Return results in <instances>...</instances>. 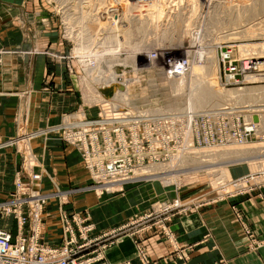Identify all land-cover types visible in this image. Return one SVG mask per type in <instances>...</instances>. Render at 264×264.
Here are the masks:
<instances>
[{
	"label": "rangeland",
	"instance_id": "obj_1",
	"mask_svg": "<svg viewBox=\"0 0 264 264\" xmlns=\"http://www.w3.org/2000/svg\"><path fill=\"white\" fill-rule=\"evenodd\" d=\"M26 1L35 5L28 10L24 6L9 23L10 28L25 33L27 41L21 53L49 57L51 64L62 67L60 76L67 91L76 97L75 107L61 122L34 130L25 123L16 136L0 139V150L14 149L19 158L15 163L19 162L18 168L9 163L5 169L6 185L0 184V200L15 198L18 181L25 189L39 190L46 197L40 242L65 244L64 216L84 214L90 216L85 225L92 222L94 230L89 234L91 240H85L90 245L77 249L75 257H97V238L108 233L113 236L102 239L101 244H106L104 257L93 264H113L106 251L122 236L133 238L142 264H153L145 245L150 231L173 241L169 223L177 216L264 188V52L261 56L259 51L264 44V0ZM48 30L55 32V47L42 48L37 41V45L27 47L33 37ZM243 45L248 50L259 48V54L253 49L243 52ZM187 57L190 65L186 71L172 72L170 61ZM202 63V69H195ZM31 66L29 70L34 69ZM229 66H236V70L231 72ZM59 81L47 90L60 92ZM205 91L212 95L207 97ZM28 107L25 104L22 116ZM251 118L257 125L252 131L247 129ZM75 120L85 121L88 151L95 160L103 161L94 173L85 148L82 150L65 131L69 121ZM37 131L43 133L32 136ZM51 134L78 151L89 173L83 186L65 189L54 178L51 184L45 181L42 157L36 148L44 144L40 139L48 140ZM33 152L39 163L29 168ZM109 166L114 171L107 178L103 171ZM138 168L141 172H136ZM34 173L40 174L38 181ZM95 173L102 174L98 177ZM240 183L244 186L239 189L235 185ZM144 188L146 199L141 194ZM133 192L143 199L132 201L129 194ZM87 194L94 199L91 204L121 196L119 205L132 204V214L103 234L94 235L97 224L92 205L81 207ZM232 210L242 224L241 208L234 204ZM9 220L8 226L16 234L17 221L13 216ZM48 221L53 222L56 234ZM5 224L1 217L0 226L7 227ZM74 226L79 236L78 224ZM30 227L29 220L23 227L27 236L35 233ZM83 240L78 238L72 246L78 248Z\"/></svg>",
	"mask_w": 264,
	"mask_h": 264
},
{
	"label": "crops",
	"instance_id": "obj_2",
	"mask_svg": "<svg viewBox=\"0 0 264 264\" xmlns=\"http://www.w3.org/2000/svg\"><path fill=\"white\" fill-rule=\"evenodd\" d=\"M31 5L35 4L26 0H0V139L16 136L25 123L30 130L57 124L76 105L74 93L67 91L66 81L60 76L62 67L51 64L49 57H27L20 51L25 48L27 38L19 29L12 26L10 28L9 23L17 19L24 6L28 10ZM33 38L28 48L37 45L35 41L42 48L55 47V32L48 30ZM3 47L11 49L4 50ZM31 65H34V69L29 70ZM27 72L32 75H27ZM57 79L60 80L61 91L47 90L57 83ZM27 103V113L22 116ZM39 142L44 144L39 145L36 152L42 157L45 170L43 177L47 183L51 184L50 180L54 178L61 187L67 189L70 186H83L88 182V170L75 147L59 140L56 134H51L48 140L40 139ZM16 159L19 160L14 149L0 150L2 187L6 185L5 169L11 165L9 163L15 164ZM18 165L19 162L15 164V169ZM143 191L141 194L146 199L148 192L145 188ZM135 194L136 192L129 194L132 201L143 199L136 198ZM120 197L113 200L101 199L91 204L90 201L94 199L91 194H87L81 207L92 205L97 224L94 235L103 234L121 224L125 216L132 214V204H123L121 207L123 198ZM214 203L207 208L195 210L192 214L174 218L169 223L174 233L173 241H169L165 234L155 236V231H150L146 235L145 245L153 264H264V188L239 195L230 201ZM234 204L244 214L242 224L239 222L241 219L238 221L234 216ZM48 212L47 209L46 213ZM47 224H50L49 228L56 234L53 222L48 221ZM45 227L44 222L43 235ZM122 237L106 251L108 260L113 264L125 260L142 264L133 238ZM178 250L180 253H176Z\"/></svg>",
	"mask_w": 264,
	"mask_h": 264
},
{
	"label": "built area",
	"instance_id": "obj_3",
	"mask_svg": "<svg viewBox=\"0 0 264 264\" xmlns=\"http://www.w3.org/2000/svg\"><path fill=\"white\" fill-rule=\"evenodd\" d=\"M139 1H152V0H139ZM155 55V54H154ZM225 55V54H223ZM229 55V53L227 54ZM246 60V59H245ZM246 62V61H245ZM244 62V64H245ZM190 65V60L187 57L185 60L170 61V67L172 72L177 74H182ZM230 65H233L232 62ZM231 72L236 70V66H229L228 68ZM243 69H246L243 67ZM248 70V69H246ZM151 115L150 117H152ZM170 117V116H168ZM153 119V118H152ZM161 119V114L160 118ZM154 120V119H153ZM66 125L65 131L72 138L73 142L81 147L83 150L85 148L86 157L89 159L87 161L90 170L94 173L97 166L100 167L101 163L92 161L95 160L93 155H90L88 151V144L84 145L85 139L88 142L89 139L86 138L87 130L84 129L85 121L81 122H69ZM79 124V128H77ZM90 124V123H86ZM151 129V128H150ZM75 131V133H74ZM43 133L41 131L33 132L32 136ZM74 133V134H73ZM149 137L152 136V129L148 133ZM115 150V149H114ZM85 157V155L83 154ZM90 156L92 158H90ZM30 162L27 166L32 168L34 165H38L35 156L31 155ZM108 173L104 172V175L108 178L111 172L114 171L113 166L107 168ZM102 173H95L94 175L100 176ZM35 180L41 178L40 174L34 173ZM31 195V196H30ZM45 196L40 194L39 190H32L30 187L25 189L21 181H18L17 195L13 199L0 200V218L8 220L10 216H13L17 221V233L13 234L12 229L9 228L10 225L6 222V226H0V264H93L95 260H101L103 255V249L106 244H101L102 239L106 237H112L108 233L103 234L98 240L100 247V254L94 258H83L75 257L77 249H82L85 246L90 245L85 240L89 241V234L94 230V224L91 222L89 224L85 223L90 219L87 215L76 214L73 218L65 215L63 219V230L65 244L61 246H50L40 242L39 236L41 233V220L43 212V203L45 201ZM165 208H168L166 206ZM27 209V212H26ZM152 218L150 215L148 216ZM30 220L31 227L30 231H34V235L27 236L24 233L23 227L25 223ZM78 224V233L74 226V223ZM78 238H82L83 244L78 246V248L73 247V243L77 241ZM105 242V241H104ZM103 264H107L105 261Z\"/></svg>",
	"mask_w": 264,
	"mask_h": 264
},
{
	"label": "bare ground",
	"instance_id": "obj_4",
	"mask_svg": "<svg viewBox=\"0 0 264 264\" xmlns=\"http://www.w3.org/2000/svg\"><path fill=\"white\" fill-rule=\"evenodd\" d=\"M154 3H155V2H154ZM155 4H156V3H155ZM158 4H159V6H160V3H158ZM157 6H158V5H157ZM159 6H158V7H159ZM152 7H153V6H152ZM150 9H152V8H150ZM157 11H158V10H157ZM151 12H152V11H151ZM152 13H153V12H152ZM152 13H151V14H152ZM149 15H150V13H149ZM155 15H156V14H155ZM152 16H153V14H152ZM152 16H151V17H152ZM150 19H151V18H150ZM248 33H249V32H248ZM256 33H257V32H256ZM259 33H260V32H259ZM127 34H128V33H126V34L124 33V34H122V35H123V36H124V35L126 36ZM257 34H258V33H257ZM262 34H263V33H262ZM246 35H247V34H246ZM263 35H264V34H263ZM125 36H124V37H125ZM249 36H250V35H249ZM126 37L128 38V37H130V36H126ZM254 38H255V37H254ZM249 45H251V44H249ZM249 45H248V46H249ZM260 45H262V44H260ZM263 45H264V44H263ZM263 45H262L261 48H260L261 50H259V51H260V54L264 52V48H262ZM246 46H247V45H246ZM258 46H259V45H258ZM243 47H244V45H243ZM243 47H242V48H243ZM244 48H245V47H244ZM250 49H251V50L253 49L252 51H255V52H257V53L259 52V51H258L259 48H257V47H255V48H254V47H251V48H249V50H248V47H247V49H246V48H245V49H242V51H243V52H246V53L249 51V53H250V52H251ZM238 50H239V49H238ZM262 50H263V51H262ZM240 51H241V50H240ZM261 51H262V52H261ZM231 52H232V51H231ZM257 53H256V54H257ZM258 54H259V53H258ZM258 54H257V55H258ZM263 55H264V54H263ZM263 55L261 54V56H263ZM249 56H250V55H249ZM259 56H260V55H259ZM263 59H264V58H263ZM255 62H256V61H255ZM258 63H260V62H257L256 65H257ZM262 64H264V61L262 62ZM202 65H203V63L200 64V65H196V66H195V69H197V70L202 69ZM246 67H248V66H246ZM248 68H249V67H248ZM251 68H252V67H251ZM115 75H116V73H115ZM168 79H169V78H168ZM169 80H170V79H169ZM171 81H172V80H171ZM171 81H170V82H171ZM173 81H174V80H173ZM204 94H205L207 97H209V96L212 95V92H210V91H205ZM239 97H241V96H239ZM256 105H259V104H255V105H252V104H251L250 106H251V107H254V106L256 107ZM261 105H262V104H261ZM263 105H264V104H263ZM248 107H249V106H248ZM250 110H251V111H254L255 108H252V109H250ZM256 110H257V109H256ZM261 114H262V113H261ZM252 118H253V116H252ZM252 118H251V121H250L249 123H247V125L249 126L247 129H250V130H251V129H252V130L256 129V126H257V125H255L256 123L253 122ZM256 118H257V120H255V121H258V117H257V116H256ZM79 119H80V118H79ZM79 119H78V120H79ZM78 120H75L74 122H78ZM69 122H70V121H69ZM252 130H251V131H252ZM249 132H250V131H249ZM107 136H109V135H107ZM245 140H246V139H245ZM245 140H242V141H240V142L243 143ZM233 142H236V140H234ZM237 142H238V141H237ZM86 143H87V141H86V139H85L84 145H85ZM224 144H225V143H224ZM224 144H223V145H224ZM219 145H220V144H219ZM216 146H217V145H216ZM213 147H214V146H213ZM110 150H111V151H114L113 148H110ZM30 153H31V152H30ZM30 155H32V156H36V155L34 154V152H33L32 154H30ZM90 158H92V157L90 156ZM92 161H95V162H98V163L103 162L102 160H92ZM158 162H161V161H158ZM38 163H39V162H38ZM156 163H157V162H156ZM153 166H154V165H153ZM104 172L108 173V170H104ZM136 172H141V170L138 168V169H136ZM218 179H219V177H218ZM235 186L238 187V188L240 189V188L243 187L244 185H242V183H240V184H237V185H235ZM6 222L9 223L10 220L8 219V220H6Z\"/></svg>",
	"mask_w": 264,
	"mask_h": 264
},
{
	"label": "water",
	"instance_id": "obj_5",
	"mask_svg": "<svg viewBox=\"0 0 264 264\" xmlns=\"http://www.w3.org/2000/svg\"><path fill=\"white\" fill-rule=\"evenodd\" d=\"M255 120H257V118L255 117Z\"/></svg>",
	"mask_w": 264,
	"mask_h": 264
}]
</instances>
